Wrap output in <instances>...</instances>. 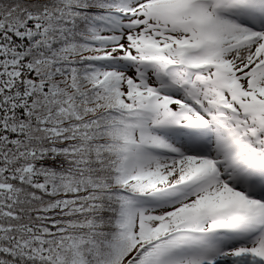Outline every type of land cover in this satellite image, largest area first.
Returning <instances> with one entry per match:
<instances>
[{"label":"snow or ice","instance_id":"1","mask_svg":"<svg viewBox=\"0 0 264 264\" xmlns=\"http://www.w3.org/2000/svg\"><path fill=\"white\" fill-rule=\"evenodd\" d=\"M0 264H264V0H0Z\"/></svg>","mask_w":264,"mask_h":264}]
</instances>
